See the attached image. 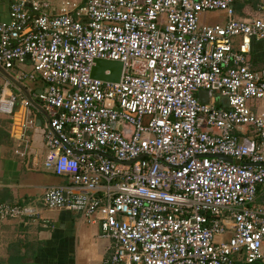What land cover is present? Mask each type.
<instances>
[{"label": "built area", "instance_id": "built-area-1", "mask_svg": "<svg viewBox=\"0 0 264 264\" xmlns=\"http://www.w3.org/2000/svg\"><path fill=\"white\" fill-rule=\"evenodd\" d=\"M242 1L9 0L0 69L45 112L42 165L80 190L0 201V220L77 212L111 240L105 264H264V67L248 56L264 0L246 17ZM212 10L223 22L199 24ZM94 59L119 61L118 81L90 77ZM25 92L0 73V117L24 145Z\"/></svg>", "mask_w": 264, "mask_h": 264}, {"label": "crops", "instance_id": "crops-1", "mask_svg": "<svg viewBox=\"0 0 264 264\" xmlns=\"http://www.w3.org/2000/svg\"><path fill=\"white\" fill-rule=\"evenodd\" d=\"M38 1L47 2L49 9L55 12L63 0ZM70 1L81 3L83 0ZM8 2L0 0V19L7 18ZM252 13L249 9L243 15H236L246 17ZM248 56L252 68L264 67V40H251ZM253 103L256 108L264 109V98ZM28 115L34 125L25 131L26 145L17 140L12 122L8 123L6 142L0 144V201L38 205L47 186L80 190L67 177L44 168L42 162L48 158L41 131L45 112L39 105H31ZM14 151L24 155L19 156ZM256 201L264 202V186L258 188ZM40 210L34 218L0 220V264H105L112 243L100 236L97 221L88 222L79 213L64 209Z\"/></svg>", "mask_w": 264, "mask_h": 264}, {"label": "water", "instance_id": "water-1", "mask_svg": "<svg viewBox=\"0 0 264 264\" xmlns=\"http://www.w3.org/2000/svg\"><path fill=\"white\" fill-rule=\"evenodd\" d=\"M92 62L93 65L90 67V72H89L90 77L108 82L118 81L121 71V63L119 61L94 59ZM104 71H108V73L105 74ZM0 73H2L7 79L12 81L20 90L25 92L24 88L18 82L14 81L9 75L4 73L1 69H0ZM36 91L39 92V90ZM205 94H208V92L206 93L201 90L198 91L197 93L198 100L201 102H205V98H206ZM25 96L30 101L32 106H36V104L30 100L26 92H25ZM223 159H226L227 161H232L230 158H223Z\"/></svg>", "mask_w": 264, "mask_h": 264}, {"label": "rangeland", "instance_id": "rangeland-1", "mask_svg": "<svg viewBox=\"0 0 264 264\" xmlns=\"http://www.w3.org/2000/svg\"><path fill=\"white\" fill-rule=\"evenodd\" d=\"M246 6V7H244ZM235 10L236 14H241L243 15V13H246L249 9L251 10V13L255 11V7H254V3L251 0H243L242 2L236 3L235 7H233ZM224 20V13L222 11H216V10H212V11H206L203 12L199 15V24L201 23V21H205L207 24L210 23H214V22H218V23H222ZM234 41L237 42L238 38H234ZM7 72L9 73V76L11 78H13L15 76V74L17 73V69L16 68H12L10 70H7ZM32 82L24 80L23 82H21V84H23L26 88H30L33 85H31ZM5 117H0V129L7 131L9 130V126L7 124V121H5L4 119ZM12 152H9V154H11Z\"/></svg>", "mask_w": 264, "mask_h": 264}, {"label": "trees", "instance_id": "trees-1", "mask_svg": "<svg viewBox=\"0 0 264 264\" xmlns=\"http://www.w3.org/2000/svg\"><path fill=\"white\" fill-rule=\"evenodd\" d=\"M5 121H7V124L10 123V120H8V119ZM0 122H1V120H0ZM7 138H8L7 131L0 129V144H2L3 142H6Z\"/></svg>", "mask_w": 264, "mask_h": 264}]
</instances>
